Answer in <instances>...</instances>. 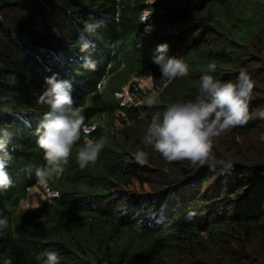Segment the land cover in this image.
Here are the masks:
<instances>
[{"label":"trees","instance_id":"obj_1","mask_svg":"<svg viewBox=\"0 0 264 264\" xmlns=\"http://www.w3.org/2000/svg\"><path fill=\"white\" fill-rule=\"evenodd\" d=\"M162 42L183 57L187 76L161 75L151 57ZM85 55L94 70L82 66ZM262 58L264 0H0V128L10 133L12 157V184L0 193L9 221L0 264H43L48 250L60 264H264V150L255 143L244 154L232 149L250 131L264 134V64L249 65ZM209 63L221 80L249 74L251 118L213 137L205 164L168 162L142 143L146 128L179 95L199 94ZM133 69L152 72L163 86L158 104L121 105L114 93ZM53 75L71 82L74 106L96 125L72 146L62 175L41 185L36 169L46 161L36 129L50 106L39 97ZM101 136L97 161L81 169L79 146ZM137 148L148 153L144 164L134 158ZM156 179L165 185L135 192L136 183ZM29 195L37 208L20 206Z\"/></svg>","mask_w":264,"mask_h":264},{"label":"clouds","instance_id":"obj_2","mask_svg":"<svg viewBox=\"0 0 264 264\" xmlns=\"http://www.w3.org/2000/svg\"><path fill=\"white\" fill-rule=\"evenodd\" d=\"M91 25H86V30ZM89 42L81 44V51L87 52ZM167 42L159 43L152 62L158 65L161 75L169 80L176 77H184L189 74L188 65L181 55L168 53ZM82 66L94 70L96 62L90 56L85 55ZM123 67V66H122ZM121 67V68H122ZM216 64L209 63L200 75L199 94L194 99H184L179 95L172 103L162 111H157L148 124L142 143L151 145L168 162L188 160L193 164L203 165L210 158L212 138L221 136L225 131L247 124L251 118L248 101L253 90V81L249 74L241 69L235 80H221L211 73L216 71ZM129 76L137 77L148 75L154 86L155 94L151 92L140 93L139 98L124 101L118 94L130 82H125L115 96L120 99L123 106H137L145 104L149 107L158 104L162 87L157 88L153 81L152 72L142 73L139 69H133ZM113 74L105 78L101 85V91L108 88ZM48 87L39 97L50 107L45 112L43 119L36 129V144L43 150L46 165L36 169L37 182L41 185L47 183L50 176L59 177L64 171V165L68 163V157L72 146L81 139V136H89L94 126L85 123V115L80 107L74 106L72 97V85L68 80H57L55 75L47 78ZM165 85V83L163 84ZM156 90V91H155ZM158 90V91H157ZM141 91V90H140ZM264 116V113H261ZM10 136L6 128H0V193L7 190L12 180L7 172L6 165L12 159L7 151V140ZM104 136L98 139H85L76 153V162L81 169L89 164H95L102 148L105 145ZM135 160L144 164L148 153L137 148L134 153ZM225 168H230L231 163H225ZM211 167V165H210ZM55 191L54 195L57 193ZM9 227L6 216L0 213V235ZM60 255L55 250L46 252L43 264H60ZM5 264H12L11 260Z\"/></svg>","mask_w":264,"mask_h":264},{"label":"rangeland","instance_id":"obj_3","mask_svg":"<svg viewBox=\"0 0 264 264\" xmlns=\"http://www.w3.org/2000/svg\"><path fill=\"white\" fill-rule=\"evenodd\" d=\"M256 61V62H255ZM262 63L264 64V59H258V60H254V63H250L249 65L251 66H256V65H262ZM258 87L261 88L264 85L262 84V82H258ZM253 88L255 89L256 86H253ZM154 86L152 84V81L150 79V76L148 75H140L137 77H132L130 79V82L123 88L122 93H119L118 96L123 97L124 101H131L133 99H137L140 96V93L143 92H154ZM141 90V91H140ZM156 91V90H155ZM158 91V90H157ZM155 94V92L153 93ZM251 95H253V91L251 92ZM256 96V95H255ZM90 126H93L90 125ZM264 134H261L256 131H250L249 136H246L245 138L241 139V141L239 140V146H234L232 149H236L238 150V153L241 154L244 152L245 148L247 145H253L258 144L259 147L261 146V148H263L264 150ZM247 153H251L250 151ZM244 154V153H243ZM157 181H154L153 183H148V184H144V186H140L138 183H136V193H142V192H149V191H154L155 189L161 188L163 187L165 184L164 183H160V186L158 187L157 182H159V179H156ZM55 191L53 190H49V194L50 195H54ZM39 205V200L38 198L32 195H29L27 199L23 200L21 202V207L23 209L26 208H36Z\"/></svg>","mask_w":264,"mask_h":264}]
</instances>
